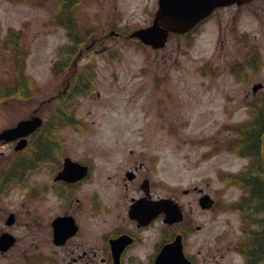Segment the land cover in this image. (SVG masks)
Here are the masks:
<instances>
[{"label": "rangeland", "instance_id": "1", "mask_svg": "<svg viewBox=\"0 0 264 264\" xmlns=\"http://www.w3.org/2000/svg\"><path fill=\"white\" fill-rule=\"evenodd\" d=\"M156 7L157 0H77L76 25L86 36L65 65L68 56L60 49L68 37L58 20L59 1L0 0V132L36 110L45 121L75 117L89 124L87 131L63 127L75 141L91 134L101 146L102 136L123 135L130 141L124 142L127 151L139 148L135 138L145 136L146 146L161 153L160 175L188 190L185 209L200 229L190 231L187 244L198 264H245L240 250L249 238L235 205L245 191L230 178L248 159L232 139L264 93V0L222 6L188 34L171 33L163 46L152 48L127 34L148 25ZM13 30L18 38L7 42ZM93 40L97 45L87 48ZM76 56L89 77L79 78L73 93L61 94ZM58 58L63 60L57 64ZM21 77L28 91L12 92ZM254 84L262 87L253 91ZM19 152L0 141V181L8 166L13 174L0 185V224L13 211L10 230L16 236L0 264H24L23 248L40 238L23 224ZM33 177L38 175L30 173L25 182ZM194 187L208 196L202 206ZM210 198L215 204L208 209Z\"/></svg>", "mask_w": 264, "mask_h": 264}, {"label": "flooded vegetation", "instance_id": "2", "mask_svg": "<svg viewBox=\"0 0 264 264\" xmlns=\"http://www.w3.org/2000/svg\"><path fill=\"white\" fill-rule=\"evenodd\" d=\"M93 45H97L95 40L87 48ZM85 65L78 67L74 57L72 80L61 94L73 90L79 78H87ZM32 114L36 110L27 117ZM65 126L87 131L90 125L75 117L43 119L26 136L21 149L15 148L18 138L0 140L20 151L16 178L25 186L27 219L23 224L27 231L36 228L40 232L35 246L28 242L23 248L24 264H198L199 258L187 244L190 231L200 229L199 224L193 225L194 215L185 209L184 193L188 190L172 186L160 175L162 156L156 147H147L146 137L137 136L139 148L130 146L126 151L124 142L130 141L123 135L102 136V145L96 146L91 134L79 135L75 141L76 136L61 132ZM11 166L4 172L1 186L12 179ZM30 173L38 177L28 184L29 177L27 182L25 177ZM193 190L200 202L205 193L199 187ZM214 204L210 198L208 209ZM14 222L15 213L10 211L5 225L0 224V235L7 232L14 236L10 246L0 248L2 255L16 242L10 230ZM231 248L232 244L226 246Z\"/></svg>", "mask_w": 264, "mask_h": 264}, {"label": "trees", "instance_id": "3", "mask_svg": "<svg viewBox=\"0 0 264 264\" xmlns=\"http://www.w3.org/2000/svg\"><path fill=\"white\" fill-rule=\"evenodd\" d=\"M58 1L61 7L58 20L62 21L68 37V43L61 49L63 58L68 56L65 58L66 65L67 60L82 45L86 34L76 25L73 8L77 0ZM13 31L7 38V42L18 38L19 34L17 35L15 30ZM62 60L61 58L57 64ZM87 76L89 77V75ZM26 89L23 77H21L16 80L10 90L23 93L28 91ZM75 89L71 90L72 93ZM256 104L259 107L251 111L248 123L239 126L238 139H232V142H235L234 146L236 148L238 146V152L248 159V164L230 178L233 183L236 182L245 191V194L240 196L235 204L245 221L242 230L249 238L246 247L240 250L245 256V264H264V140H262L264 137V93L259 94V98L255 101ZM247 221L253 228L248 226Z\"/></svg>", "mask_w": 264, "mask_h": 264}, {"label": "water", "instance_id": "4", "mask_svg": "<svg viewBox=\"0 0 264 264\" xmlns=\"http://www.w3.org/2000/svg\"><path fill=\"white\" fill-rule=\"evenodd\" d=\"M247 1L249 0H158L151 23L145 27L132 30L128 36L136 37L142 43L158 48L164 45L169 32H186L207 16L214 7L231 3L241 4ZM259 87H261L260 84H254L252 89L256 90ZM40 123L41 118L37 115L21 119L13 127L3 129L0 132V138L11 140L21 137L16 145V148H20L25 143L24 137L38 127ZM202 199L204 202L207 196ZM11 217L10 214L8 222L11 221ZM13 239L10 234L3 233L0 236V248H6Z\"/></svg>", "mask_w": 264, "mask_h": 264}]
</instances>
